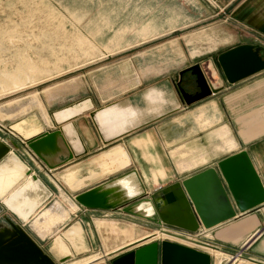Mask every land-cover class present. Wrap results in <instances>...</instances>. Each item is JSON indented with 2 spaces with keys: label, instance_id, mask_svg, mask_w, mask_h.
<instances>
[{
  "label": "crops",
  "instance_id": "obj_1",
  "mask_svg": "<svg viewBox=\"0 0 264 264\" xmlns=\"http://www.w3.org/2000/svg\"><path fill=\"white\" fill-rule=\"evenodd\" d=\"M201 1L219 9L201 14L212 24L206 33L195 35L194 42L188 37L186 47H175L185 35L161 40L183 30L182 16L170 14L165 22L164 13V21L159 23L148 9L147 20L114 30L115 36L107 42H93L78 33V51L54 53L57 60L52 66L41 57L36 60L28 50L15 51L17 66L3 70L0 97L33 84L39 77L62 72L65 64L80 66L97 58L99 50L133 52L114 65H104L93 81L87 82L84 75L78 83L49 91L45 100L35 96L36 101L29 102L31 107L10 108L8 117L13 120H4L7 115L0 107V119L10 121L0 125V138L18 145L13 156L26 168V175L12 190L0 193V232H5L0 239L13 241L7 252L0 253V264H41L40 254L54 264H112L110 254L124 247L152 234L154 240L167 237L157 231L161 226L130 212L132 203L217 167L242 151L248 153L264 185V70L235 84L226 82L223 90L190 106L176 84L185 67L216 59L240 45L264 47V0ZM193 2L195 8L200 6V0ZM36 3L28 16H22L26 23L33 22L34 9L43 12L44 1ZM54 15L50 8L45 18L53 21ZM216 15H222L220 22H214ZM64 23L60 20L56 28L63 29ZM123 34H130V40L122 42ZM4 38L13 48L22 42L20 36ZM38 39H28V48ZM12 61L0 58V64ZM168 65L183 68L172 74ZM24 118L30 122L25 131L33 130L30 135L11 128L13 122ZM29 180L34 186L17 197L20 211L11 208L6 199ZM100 185L105 187L102 192L107 193L108 203L138 197L113 209L81 208L76 197ZM48 209L58 219L50 225L51 232L43 229L48 225L42 214ZM238 214L195 235L220 249L200 248L212 256V264L264 263V204Z\"/></svg>",
  "mask_w": 264,
  "mask_h": 264
},
{
  "label": "water",
  "instance_id": "obj_2",
  "mask_svg": "<svg viewBox=\"0 0 264 264\" xmlns=\"http://www.w3.org/2000/svg\"><path fill=\"white\" fill-rule=\"evenodd\" d=\"M263 70L264 47L244 44L221 53L216 59L209 58L182 70L176 84L184 102L190 106L223 90L226 82L235 84ZM189 72L196 94L188 92L180 83L183 75ZM27 141L33 144L30 139ZM18 149L13 140L6 143L0 138V164ZM103 185L78 195V205L89 209H113L138 197L132 195L124 201L108 203L107 193L102 192L105 190ZM263 204L264 185L248 153L242 151L223 160L217 167L165 187L145 201L132 203L130 212L141 214L147 221L161 226L158 230L167 237L154 240L155 235H149L109 257L113 258L112 264H212V256L200 248L220 249L192 236L237 218L238 212L245 214ZM164 226L177 228L188 236L173 233ZM17 232L22 234L20 229ZM3 235L5 232L1 231L0 238ZM169 237L179 239V242ZM12 243V240L0 239V253L10 249ZM40 262L54 264L43 254H40Z\"/></svg>",
  "mask_w": 264,
  "mask_h": 264
},
{
  "label": "rangeland",
  "instance_id": "obj_3",
  "mask_svg": "<svg viewBox=\"0 0 264 264\" xmlns=\"http://www.w3.org/2000/svg\"><path fill=\"white\" fill-rule=\"evenodd\" d=\"M40 1L0 0V40L3 41L0 46V58L6 56L8 59L13 60L12 63L3 62L0 64V76L4 77V69L12 71L17 66L13 59L17 49L28 50L33 58L39 60L41 57V60H47L49 65L52 66L53 62L57 60L54 53L67 54L69 51H78V48H75L77 46L76 36L78 33L85 35L93 42H107L115 36L114 30L120 31L122 26L130 25V22L141 23L147 20L149 18V14H146L148 9L151 10V18H154L159 23L164 21L162 17L164 13L166 15L165 22H167L170 14L176 12L180 14L183 18V30L168 34L161 40H170L185 35L184 41L182 40L181 44H176L175 47L177 48L178 45L186 47L188 43L186 45L185 43L188 41V37L194 42L196 37L206 33L208 26L210 27L212 24L211 19H203L201 14H204L206 10L212 11L213 8L219 9L217 6L214 7L210 3H205L201 0L198 8H195L194 0H43L45 3V7L42 6L43 10H41L43 12L34 9L36 16L31 19L33 22L26 23L27 18L22 16H28L29 9L37 7L38 3L36 2ZM50 8L55 10L53 21L45 18ZM130 14L133 16H130ZM37 16H40V18ZM197 16L199 21H196ZM62 19L65 22L64 28L57 29L56 26ZM221 20L222 15H216L214 18L215 23ZM16 27L19 31H16ZM9 34L22 37V42L14 44V48L11 47L4 38V36ZM35 36L39 37V39L38 41L32 40L34 44L29 49L28 47L31 43L27 40L30 38L35 39ZM127 40H130V34H123L121 41ZM60 50L63 51L61 52ZM99 51L101 52L97 58L82 63L80 66L65 64L62 72L39 77L33 84H28L19 91L1 96L0 107L7 115L4 120H13L8 117L10 108L30 106L29 102L36 101L33 99L35 96L41 101L45 100L43 98L49 91L58 92L62 88L68 87L65 85L69 83H78V79L84 75L86 76L85 80H88L87 82L93 81L92 78L104 65H114L119 59L129 56L133 52L113 49ZM170 52H173V50H170ZM194 61L196 59H192V62ZM166 68L168 72L175 74L183 67L168 65ZM187 76L190 79V72L186 73V78ZM4 120L0 119L1 126L4 124ZM7 122L9 123L10 121L5 123Z\"/></svg>",
  "mask_w": 264,
  "mask_h": 264
},
{
  "label": "bare ground",
  "instance_id": "obj_4",
  "mask_svg": "<svg viewBox=\"0 0 264 264\" xmlns=\"http://www.w3.org/2000/svg\"><path fill=\"white\" fill-rule=\"evenodd\" d=\"M29 123H30L29 120L27 118H24L22 120L13 122L11 128L13 131L24 133V134L25 132H27L25 135H30L33 133V130L25 131V128L29 125ZM25 175H26L25 166L20 162V160L17 157L13 155L10 156L6 162L0 165V193L3 194L7 190H12L14 186L17 184V182H19L20 179L24 178ZM33 186H34V183L31 180H29V182L25 183L22 187H19L16 193L14 191V193L11 195V198L6 199L7 204L11 208H14V209L18 208L17 203L20 201V199L17 200V197L21 195L20 193L27 191V189H31ZM18 210L20 211L19 208ZM42 218L44 219L43 221L48 225L46 227L45 225H43L44 226L43 229L45 228L47 229L46 232L50 231L51 230L50 225L52 224V226H54V224L57 222L56 220H58L55 217L54 211L50 209L44 211V213L42 214ZM36 227H37L36 229L41 227L40 220L36 221ZM157 231L162 233L160 230H157ZM64 250L65 252L68 251L65 248V246H64Z\"/></svg>",
  "mask_w": 264,
  "mask_h": 264
},
{
  "label": "flooded vegetation",
  "instance_id": "obj_5",
  "mask_svg": "<svg viewBox=\"0 0 264 264\" xmlns=\"http://www.w3.org/2000/svg\"><path fill=\"white\" fill-rule=\"evenodd\" d=\"M189 75V74H188ZM181 86L186 88L188 92H191L193 94L197 93V89L195 87V84L191 82L190 79H188V76L186 78V74L183 75L181 80ZM165 227V226H164ZM165 228H172V227H165Z\"/></svg>",
  "mask_w": 264,
  "mask_h": 264
},
{
  "label": "built area",
  "instance_id": "obj_6",
  "mask_svg": "<svg viewBox=\"0 0 264 264\" xmlns=\"http://www.w3.org/2000/svg\"><path fill=\"white\" fill-rule=\"evenodd\" d=\"M166 229H168L169 231H171L173 233H176V234H181V235H187L188 236V234L184 233L183 231H181V230H179L177 228H166ZM189 236H192V235H189ZM192 237L197 238L196 236H192ZM169 239L179 242V239H176V238H173V237H169Z\"/></svg>",
  "mask_w": 264,
  "mask_h": 264
}]
</instances>
